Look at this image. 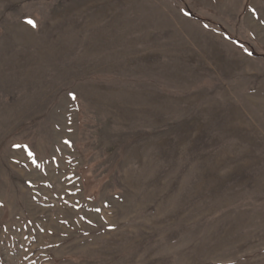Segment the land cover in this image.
Listing matches in <instances>:
<instances>
[{"label":"rangeland","instance_id":"374dc122","mask_svg":"<svg viewBox=\"0 0 264 264\" xmlns=\"http://www.w3.org/2000/svg\"><path fill=\"white\" fill-rule=\"evenodd\" d=\"M0 264H264V0H0Z\"/></svg>","mask_w":264,"mask_h":264},{"label":"snow or ice","instance_id":"6c2138e0","mask_svg":"<svg viewBox=\"0 0 264 264\" xmlns=\"http://www.w3.org/2000/svg\"><path fill=\"white\" fill-rule=\"evenodd\" d=\"M28 23L31 24L33 27L36 26L34 21L29 20Z\"/></svg>","mask_w":264,"mask_h":264}]
</instances>
